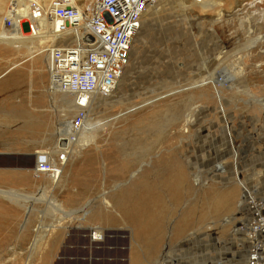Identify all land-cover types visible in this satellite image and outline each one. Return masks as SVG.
<instances>
[{"label":"rangeland","instance_id":"rangeland-1","mask_svg":"<svg viewBox=\"0 0 264 264\" xmlns=\"http://www.w3.org/2000/svg\"><path fill=\"white\" fill-rule=\"evenodd\" d=\"M22 44L0 39V191L26 201L0 195V264H264V233L249 232L264 206V0H159L60 177L36 175L34 156L55 159L74 99L51 91L49 49ZM131 201L144 232L124 218ZM79 233L106 248L65 260Z\"/></svg>","mask_w":264,"mask_h":264},{"label":"built area","instance_id":"built-area-1","mask_svg":"<svg viewBox=\"0 0 264 264\" xmlns=\"http://www.w3.org/2000/svg\"><path fill=\"white\" fill-rule=\"evenodd\" d=\"M158 1L95 0L82 6L78 0H53L45 13L33 5L30 9L33 14L31 20L11 2L4 16L7 31L21 32L27 24L30 33L35 35L39 33L37 19L45 17L49 33L61 38L60 47H48V85L52 92L72 96L76 108L67 136L59 138L55 159L46 152H37L34 156L33 171L36 175H62L70 153V148L63 147V142H77L84 131L94 97L113 95L128 65L132 43L144 15ZM190 1L196 4L203 2ZM254 206L263 205L252 204L255 216L249 232L257 233L261 232L264 223L262 211L258 213ZM255 247L258 251L262 249V246Z\"/></svg>","mask_w":264,"mask_h":264},{"label":"bare ground","instance_id":"bare-ground-1","mask_svg":"<svg viewBox=\"0 0 264 264\" xmlns=\"http://www.w3.org/2000/svg\"><path fill=\"white\" fill-rule=\"evenodd\" d=\"M19 3H15V1H13L14 3H15V5H17V6H19L21 9V11H22V13H23V15L25 16V17H27L29 20H31V17H33V14H32V12H30V7L32 6V5H27V3H25V2H23V1H20V0H17ZM53 0H46L45 2L47 3H50L51 4V2H52ZM44 2V3H45ZM47 3V4H48ZM30 4V3H29ZM34 4V3H33ZM46 4V5H47ZM50 4H48V5H50ZM34 5H36L38 8H40V9H43L42 8V6H40L39 4H34ZM36 17H37V15H36ZM41 17H43V16H41ZM37 21H38V23H39V33H35V35H32L31 33H30V37H23V36H21V35H23V33H25L24 32V30L23 29H21V32L20 31H18V30H16V32H12V34L9 36V37H6V38H3V32L2 31H0V39L1 40H3L4 42H6V43H9V42H11L12 41V44L14 45V44H22V45H26V46H29V45H27V44H30V43H33V42H40V44H41V47L42 46H45V49H48V47L50 46V45H52L53 47H60V46H54L53 44H55V42H57V41H60L61 40V38H57V37H55V36H53V35H51L49 32H47V28H48V25H47V19L45 18V17H43V18H41L40 20L39 19H37ZM29 31V30H28ZM41 31H43L44 32V34L43 35H41L40 34V32ZM36 39H39L38 41L36 40ZM21 46V45H20ZM35 46V45H34ZM29 47H31V46H29ZM41 49V48H40ZM40 49H38V48H32V50H40ZM120 82V81H119ZM118 85H119V83H118ZM118 87V86H117ZM116 90H117V88H116ZM106 99V98H102V97H98V96H96V97H94L93 99H92V102H91V105L90 106H92V104L93 103H95V101L96 100H98V99ZM74 99V98H73ZM87 120V119H86ZM85 128H84V131L82 132V138H85V135L91 130L90 129V125H89V123H88V121H85ZM70 124H71V122H67V123H65V124H63V130H61L60 131V135L61 136H63V137H65V136H67V132H69V126H70ZM81 135V134H80ZM81 137V136H80ZM88 137V136H87ZM63 143H65V144H67V145H70L71 144V142L70 141H68V142H63ZM59 146V145H58ZM55 158V157H54ZM47 176H50V175H47ZM51 177H53V176H51ZM20 178V177H19ZM0 195L1 196H3V197H5V198H7V199H9L10 201H12V200H15V203L16 204H21L23 207H25V203H26V201L20 196V195H17V194H15V193H11V192H4V191H0ZM20 199H22V200H24L25 202H23V203H21L20 202ZM132 202H133V204H132ZM127 209L124 211L123 210V212H124V214H125V219H127L128 221H130L133 225H134V223L136 224V226L138 225V223H139V225H138V227L139 228H141L142 230H143V232H144V230H145V225H144V219H145V210L144 209H142V208H145L144 207V205H140V206H138V205H136V202H134V201H131V202H128L127 204H126V206H125ZM1 208V207H0ZM122 208H124V207H122ZM254 208L257 210V212L258 213H260L261 211H263L264 210V206H262V207H259V206H254ZM144 210V211H143ZM8 214V213H7ZM254 215V214H253ZM124 216V215H123ZM2 221V220H1ZM249 226V225H248ZM261 232L262 233H264V226L262 227V229H261ZM98 234V235H97ZM103 239V234H101V233H94V234H92V240H94V241H96V242H100L101 240ZM256 248V247H255ZM257 249V248H256ZM258 250V249H257ZM256 256H258V255H256ZM255 258V257H254ZM257 262H259L258 261V257H256V260H253L252 259V261L250 262V264H256Z\"/></svg>","mask_w":264,"mask_h":264},{"label":"crops","instance_id":"crops-1","mask_svg":"<svg viewBox=\"0 0 264 264\" xmlns=\"http://www.w3.org/2000/svg\"><path fill=\"white\" fill-rule=\"evenodd\" d=\"M71 238H75L74 240V243H70L68 242L65 246H63V251H70L71 254L69 256H66L64 259L65 260H70V259H74L75 257L77 258L78 257V254H77V251L79 249H83L84 251H86L88 254L86 257L89 258L91 256V253L94 252V251H101L103 250L104 248L106 247H102L100 246V242H95L94 240H92V238L90 237H85L83 234L79 233V234H76L74 235L73 237ZM62 245V244H61ZM61 245H59L61 247ZM100 246V247H99ZM99 247V248H98ZM64 254V253H63ZM65 255V254H64ZM70 256H74L73 258L70 257ZM88 261H90V259H88Z\"/></svg>","mask_w":264,"mask_h":264}]
</instances>
